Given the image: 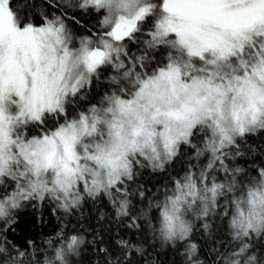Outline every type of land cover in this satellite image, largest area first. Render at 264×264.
<instances>
[{
    "label": "snow or ice",
    "instance_id": "6c2138e0",
    "mask_svg": "<svg viewBox=\"0 0 264 264\" xmlns=\"http://www.w3.org/2000/svg\"><path fill=\"white\" fill-rule=\"evenodd\" d=\"M77 6L104 13L101 33L78 44L62 17L39 26L22 22L11 0H0V190L12 185L0 192L6 224L0 231L25 201L50 199L69 211L85 194L114 202L119 194L118 215H128L136 165L163 170L184 145L211 159L175 180L157 205L162 239H188L187 216L207 219L222 202L223 215L234 209L235 238L264 235V168L245 185V170L226 163L243 154L239 140L264 131V0H79ZM146 23L147 48L170 50L150 71L145 55L128 50ZM106 69L116 73L115 90L86 112L70 111ZM201 138L203 147L195 142ZM82 243L67 238L45 264H68ZM248 248L244 243L234 255L246 257ZM24 256L17 250L5 264H26Z\"/></svg>",
    "mask_w": 264,
    "mask_h": 264
},
{
    "label": "trees",
    "instance_id": "16d2710c",
    "mask_svg": "<svg viewBox=\"0 0 264 264\" xmlns=\"http://www.w3.org/2000/svg\"><path fill=\"white\" fill-rule=\"evenodd\" d=\"M78 3L79 0H11L22 22L39 26L46 19L62 17L75 35L98 36L104 13L81 9ZM151 28L152 25L146 23L144 34L138 41L130 42L129 48L132 56H146L150 61L148 70L163 65L170 51L162 47L147 48ZM110 74L116 73L106 69L85 91L83 98L74 100L70 111L86 112L104 95L111 94L115 85L111 83ZM38 131L40 129L34 128L33 134ZM238 143L243 154L226 163L245 170L242 183L246 185L264 168V131L248 135ZM197 144L203 147L204 142ZM210 159V153L204 152L197 157L195 149L182 145L180 155L167 162L163 170H153L146 161L145 166L136 165L135 180L127 185L130 191L128 215H118L119 194L115 202L105 194L95 198L85 194L81 204L69 211L50 199L43 203L25 201L11 212L15 222L6 231H0V244L7 249V253L0 254V264L9 260V254L15 257L17 250L25 254L26 264H45L54 259L55 249L66 244L67 238L73 235L83 243L76 253L68 255V264H230L238 258L241 264H246L247 257H255V264H264V235L235 238L230 227L234 209L229 207L226 209L229 214H222L226 202L207 219H196L189 214L187 219L192 222L193 230L188 239L175 243L162 239L159 228L163 209L157 205L164 203L175 180L188 171L198 173ZM217 178L223 179L224 173L218 172ZM4 190L12 191L10 182L0 192ZM5 227V220L0 219V229ZM244 243L249 244L247 256L236 257L234 253ZM192 244L196 245L194 254L189 251Z\"/></svg>",
    "mask_w": 264,
    "mask_h": 264
},
{
    "label": "rangeland",
    "instance_id": "374dc122",
    "mask_svg": "<svg viewBox=\"0 0 264 264\" xmlns=\"http://www.w3.org/2000/svg\"><path fill=\"white\" fill-rule=\"evenodd\" d=\"M157 2H158V0H157ZM67 27H68V29L71 31V33L73 34V37H74V42L76 43V44H78L79 43V40H80V38L81 37H84V36H80V35H75L74 34V30L71 28V27H69L68 25H67ZM145 39H149V38H145ZM134 42H136V41H133V43ZM129 48H130V43H128V50H129ZM129 52H130V50H129ZM130 62V61H129ZM111 71H112V73L114 72L112 69H111ZM142 71H144V69H142ZM150 71V70H149ZM111 75V74H110ZM113 75H111L110 77H112ZM90 88V87H89ZM88 88V89H89ZM203 139V138H202ZM196 143H198V142H200V143H203L204 142V139L202 140V141H195Z\"/></svg>",
    "mask_w": 264,
    "mask_h": 264
}]
</instances>
